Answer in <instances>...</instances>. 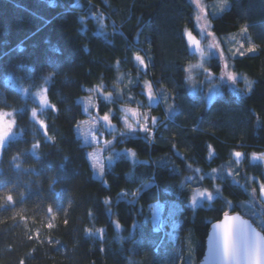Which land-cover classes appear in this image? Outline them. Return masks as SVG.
<instances>
[{
    "label": "trees",
    "instance_id": "trees-1",
    "mask_svg": "<svg viewBox=\"0 0 264 264\" xmlns=\"http://www.w3.org/2000/svg\"><path fill=\"white\" fill-rule=\"evenodd\" d=\"M194 10L191 0H0V108L14 111L17 133L0 157V264H197L211 223L223 211H241L257 179L264 181L263 164L250 159L264 149V0H227L210 15L217 35L246 27L257 46L234 59V70L253 80L251 91L224 85L210 104L186 80L196 60L185 37L187 27L196 32ZM208 64L222 70L217 57ZM120 73L136 82L128 93L115 88ZM8 76L46 86L54 106L41 110L48 137L30 117L35 100ZM145 81L158 101H148ZM99 85L115 96L99 99V110L113 108L118 125L123 104L158 116L151 136L118 138L116 147L134 150L139 161L120 157L104 180L76 132L88 117L79 97ZM236 151L245 154L240 161ZM198 188L220 195L194 207ZM153 203L162 205L163 230L152 220Z\"/></svg>",
    "mask_w": 264,
    "mask_h": 264
},
{
    "label": "rangeland",
    "instance_id": "rangeland-1",
    "mask_svg": "<svg viewBox=\"0 0 264 264\" xmlns=\"http://www.w3.org/2000/svg\"><path fill=\"white\" fill-rule=\"evenodd\" d=\"M194 5V21H195V29L196 32H193V30L189 27L185 29V37L187 39V33L191 32L196 39L200 40V49H196L194 47H191L189 45V48L191 52L195 53L196 60L189 63L186 67L187 76L186 80L189 85V90L191 93H196L199 90H204L206 93V99L207 103L210 104L218 95L221 94L222 87L224 85L228 86L233 91L237 92H245L248 93L249 84L246 81L253 82L252 79H250L246 74L236 72L234 70V59L236 57H240V55L234 54V50L239 48L242 44L245 45L242 51L247 53V46L253 45V43L248 35V32H242L241 30L228 34V35H217L213 29H212V22L210 19V15H214L215 13H219L223 6H225L223 0H217L215 2H208L207 0H191ZM228 7V6H227ZM91 16L94 17L96 20L103 19V15L100 12L97 13H91ZM214 32V36H208L207 33ZM219 45V48L213 49V54L209 55V49L208 46L210 44H217ZM256 45V44H255ZM223 49V56L219 55V50ZM201 50L205 53L204 56H201ZM256 52V51H255ZM252 52V53H255ZM217 57L222 61V70L220 72H215L213 69L208 67V63L211 60V58ZM144 59V58H143ZM145 60V59H144ZM227 64L228 67L224 68L223 65ZM229 73H235L237 80L233 82L229 79ZM9 85H11L13 88H15L18 92L21 93V95L25 98H32L35 100V104H30V117L31 112L33 110H36L38 113L37 118H32L38 123V120H43V117L41 116V110L45 106L41 104L40 99L37 95V93L41 92L43 89L46 88V86L32 89L29 86L24 85L23 83L19 82L12 76H8L6 78ZM141 82V81H140ZM136 84V82L133 79H129L125 74L120 73L117 78V85L116 90L119 94L122 92L129 91L130 86ZM149 82L145 81L143 83L144 85V92L146 93V89ZM254 82L251 84V89ZM151 85V84H150ZM152 88V96L153 98L151 101H148L150 103H153L155 101L159 100V97L157 96L153 86ZM108 93H111V96L107 99L105 97L108 96ZM44 95L47 96V92L44 93ZM132 96V95H131ZM88 97H92L93 100V106H89L86 101ZM48 98V96H47ZM103 99L106 101H113L115 100L114 93L111 91H106L105 87L103 85L97 86L95 89H88V93L79 97V102H81L83 106V110L85 113L88 114V117L82 121H80L76 126V132L77 135L82 139L83 144L88 147L87 155L90 161V164L94 170V176L98 179L104 180V170L106 167H112L117 159L120 157H126L129 160H131L133 163H136L139 161V158L137 157L136 153L135 156H132L128 150L125 149H119L116 147V141L121 136H132L136 135L141 132L140 126L144 123V117H147L148 119V125L151 129L148 135H152L154 132V124L156 123V117H151L150 113L148 111H143L141 109V106H127V105H120V114H119V122L120 125H118L114 121V127H109L104 123V121L101 119L102 116L105 113L115 115L116 112L113 108H108L107 112L101 113L98 107V100ZM141 103V97L138 98ZM48 103L51 106V103L48 99ZM98 107V110H97ZM87 108V111L85 109ZM133 108L137 109L138 113L140 115V119L137 120L136 117H133L130 113L126 112V109ZM5 112H11L14 113L13 110L10 109H2ZM16 121L15 115L13 117ZM125 118L128 119L129 123L133 124V128L135 131L128 129L124 123ZM98 122V123H97ZM39 124V123H38ZM96 125L95 128V135L99 137V139H94L93 135L91 133L92 126ZM146 134V133H143ZM17 135L16 133V123L13 128V134L8 137L7 141ZM6 141V142H7ZM0 151V157H1ZM252 154H264V149L259 152H254ZM252 154L250 156V159L252 157ZM253 162H260V160H253ZM264 166V163H262ZM101 168L103 169V172H101ZM257 187H253V189H250L249 192L251 194L250 199L248 201H244L240 203L241 212L247 216L250 217L261 229H264V195H262L261 191V185L264 184V181L257 179ZM199 190H207L204 188H198ZM197 190V189H196ZM195 190V191H196ZM194 191V193H195ZM208 192H211L207 190ZM193 193V195H194ZM213 199L220 195V192H212ZM212 199V200H213ZM211 201L207 200V198H199L197 199V204L194 206L192 203L191 205L194 207L200 206L205 204V202H208V204H211ZM152 209V220L154 222L156 229H165L164 228V221L161 216L162 212V205L159 203H153L151 205ZM174 223L178 224V221L174 219ZM196 247V240L193 234V231L189 232L186 237V248H187V260L190 263L194 262L195 251Z\"/></svg>",
    "mask_w": 264,
    "mask_h": 264
},
{
    "label": "snow or ice",
    "instance_id": "snow-or-ice-1",
    "mask_svg": "<svg viewBox=\"0 0 264 264\" xmlns=\"http://www.w3.org/2000/svg\"><path fill=\"white\" fill-rule=\"evenodd\" d=\"M224 4L227 5V0H223ZM242 32H247V28L243 27L241 28ZM187 40L189 42V45L191 47H194L196 49H200V40L196 39V37L191 33L188 32L187 34ZM208 36H214L215 33L214 32H209L207 33ZM245 47V45H241L239 48L234 50V54L236 55H240L243 56L245 55V52L242 51L241 49H243ZM215 48H219L218 43L217 44H210L208 46L209 49V55L213 54V49ZM247 53H252L257 51V46L255 44L247 46ZM205 53L201 50V56H204ZM219 55L223 56V49L219 50ZM135 60L140 64V65H144V59L142 56H140L139 54H137L135 56ZM224 68H227L228 65L225 63L223 65ZM229 79L232 80L233 82H235L237 80L236 74L235 73H229ZM249 84V88L248 91H251V84L253 82L250 81H246ZM47 92V89H43L41 92L37 93L40 102L42 105H44L45 107H49V103H48V98L46 95H44V93ZM146 95L147 98L149 99V101H151V99L153 98L152 96V88L151 85L148 84L147 89H146ZM111 96V93H108V96L105 97L106 99L108 97ZM86 103L89 106H93V100L92 97H88ZM54 108V106H51ZM98 110V107H97ZM85 111H87V108L85 109ZM126 112L130 113L133 117H136L137 120L140 119V115L138 113L137 109H133V108H129L126 109ZM14 113L11 112H5L3 110H0V151H2L4 149V147L6 146V141L8 139L9 136H11L13 134V128L14 125L16 123L14 117ZM38 113L36 110H33L31 112V117L32 118H37ZM104 123L106 125H108L109 127H114V119H113V115L105 113L102 118H101ZM144 123L140 126V131L143 133H149L151 131L149 125H148V119L147 117H144ZM38 123L43 131V134L45 135V137H48V133H47V125L45 124V122L43 120H38ZM98 123V122H97ZM124 123L126 125V127L128 129H131L133 131H135V129L133 128V124L128 122V119L125 118ZM95 128L96 125L92 126V129L90 130L93 138L94 139H99V137H97L95 135ZM50 138V137H49ZM34 148H39V143H36L33 145ZM209 159L215 155V149L213 148V146L209 145ZM128 151L130 152V154L132 156H135V151L132 149H128ZM234 157L236 158L237 161H240V159L242 157H244V153L240 152V151H236L233 153ZM251 159L253 160H260L262 163H264V154H252ZM215 171V170H213ZM101 172H103V169L101 168ZM229 175H231V173H229ZM261 191H262V195H264V184L261 185ZM213 193L212 192H208L207 190H199L197 189L194 193V195H192L191 197V203L195 206L197 204V199L199 198H207V200L211 201L213 199ZM104 203L107 205L109 203V199H105ZM222 216H223V220L221 221V223H218L215 225V227L217 229H221V239H222V243H223V247L224 250L231 254L232 260H231V264H233V261H239V260H248L251 261V264H264V257L262 256H253L252 252L255 249V244L252 243L251 241H249L243 232V229L241 227H238L236 225L233 224V221L239 219L238 216L235 215H230L228 211H223L222 212ZM114 223L116 224L117 227H120L118 221H114ZM242 223H247V222H242ZM97 232L101 233V235L103 234L104 229L103 228H99L96 230Z\"/></svg>",
    "mask_w": 264,
    "mask_h": 264
},
{
    "label": "water",
    "instance_id": "water-1",
    "mask_svg": "<svg viewBox=\"0 0 264 264\" xmlns=\"http://www.w3.org/2000/svg\"><path fill=\"white\" fill-rule=\"evenodd\" d=\"M230 215L238 216L239 219L233 221V224L243 229L245 237L254 243L255 249L252 252L253 256L264 257V231L250 218L245 216L241 211L228 210ZM223 216L211 223L208 234L205 239L204 253L197 264H231V254L224 250L221 229L215 227L221 223ZM242 222H247L242 223ZM233 264H251L248 260L233 261Z\"/></svg>",
    "mask_w": 264,
    "mask_h": 264
}]
</instances>
